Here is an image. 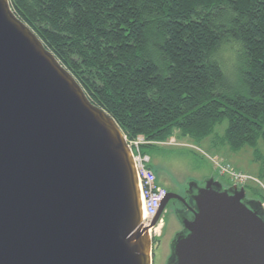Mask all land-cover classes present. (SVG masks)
<instances>
[{
  "label": "water",
  "instance_id": "95a60500",
  "mask_svg": "<svg viewBox=\"0 0 264 264\" xmlns=\"http://www.w3.org/2000/svg\"><path fill=\"white\" fill-rule=\"evenodd\" d=\"M189 188L166 264H264L261 202L213 177ZM141 221L125 135L0 0V264H152Z\"/></svg>",
  "mask_w": 264,
  "mask_h": 264
},
{
  "label": "trees",
  "instance_id": "16d2710c",
  "mask_svg": "<svg viewBox=\"0 0 264 264\" xmlns=\"http://www.w3.org/2000/svg\"><path fill=\"white\" fill-rule=\"evenodd\" d=\"M9 2L127 141L144 139L143 154L226 121L212 146L250 147L264 169V0Z\"/></svg>",
  "mask_w": 264,
  "mask_h": 264
},
{
  "label": "rangeland",
  "instance_id": "374dc122",
  "mask_svg": "<svg viewBox=\"0 0 264 264\" xmlns=\"http://www.w3.org/2000/svg\"><path fill=\"white\" fill-rule=\"evenodd\" d=\"M225 58L227 66L231 69L234 63L231 49L227 50ZM226 127V121L217 124L213 134L199 143L186 137H178L175 132L168 141L158 144L159 147L149 153L150 165L155 167L157 184L180 194L188 183H202L204 179L213 177L224 188H228L233 182L226 175L220 176L214 167L213 160H220L229 165L233 171L257 179L260 184L250 181L245 189L248 192L247 197L254 195L259 198L258 195L263 193L264 169L262 163L255 159V151L245 146L233 152L227 146L213 147L211 144L212 137L223 136ZM256 150L264 157L263 141H258ZM159 219H162L161 226L154 230L155 233H151L152 264H166L170 257V244L175 235L181 231V225L176 217H171L169 209L165 217ZM163 220L164 227H162Z\"/></svg>",
  "mask_w": 264,
  "mask_h": 264
},
{
  "label": "built area",
  "instance_id": "2783aa9c",
  "mask_svg": "<svg viewBox=\"0 0 264 264\" xmlns=\"http://www.w3.org/2000/svg\"><path fill=\"white\" fill-rule=\"evenodd\" d=\"M130 149L135 174L137 178V185L139 195L142 201L143 215L142 226L149 227L148 233L151 238V233H155L154 230L161 226L162 219H159L158 223L154 227H150L153 218L156 216L158 209L161 205V201L165 197V190L161 186L156 184V177L152 169L150 168L151 158L147 154L141 152V146L146 142L142 137H138L135 140L127 141ZM162 144V143H157ZM214 167L220 176L226 175L234 185L238 187H245L250 181L260 182L245 174L237 173L233 171L229 165L223 163L220 160H213ZM262 186V185H261ZM263 195H264V186ZM262 208L264 209V198L261 201ZM154 231V232H153Z\"/></svg>",
  "mask_w": 264,
  "mask_h": 264
},
{
  "label": "flooded vegetation",
  "instance_id": "af4514ba",
  "mask_svg": "<svg viewBox=\"0 0 264 264\" xmlns=\"http://www.w3.org/2000/svg\"><path fill=\"white\" fill-rule=\"evenodd\" d=\"M202 183H197V184L202 185ZM245 188L246 187H244V189ZM164 190H165V195L168 194V193H172V194L178 195V196H180L181 198H183L185 200V203L179 201L178 199L171 198L167 202V204L165 205V207L163 209V212L160 215V218L165 217V215L167 214V210L168 209H169V214L171 215V217L172 216L174 218L176 217L178 222H179V219H178L179 216H184V217L190 218L192 216L193 210H194V207H193V204H192V201H191L190 197L195 193V188H189V183H188L187 186L185 188H183V190H182V192L180 194L172 192L171 190H167L166 188H164ZM247 195H248V192L245 189V200L246 201H248V200L258 201L256 199V197H254V195L251 196V197L250 196L247 197ZM179 224H180V222H179ZM162 227H164V220H163ZM181 231H182V226H181Z\"/></svg>",
  "mask_w": 264,
  "mask_h": 264
},
{
  "label": "bare ground",
  "instance_id": "6f19581e",
  "mask_svg": "<svg viewBox=\"0 0 264 264\" xmlns=\"http://www.w3.org/2000/svg\"><path fill=\"white\" fill-rule=\"evenodd\" d=\"M140 203H141V211H142V215H143V207H142V201H141V198H140ZM142 224V223H141Z\"/></svg>",
  "mask_w": 264,
  "mask_h": 264
}]
</instances>
